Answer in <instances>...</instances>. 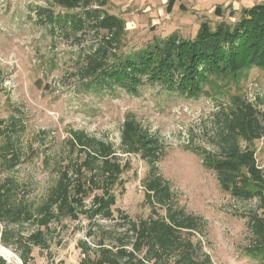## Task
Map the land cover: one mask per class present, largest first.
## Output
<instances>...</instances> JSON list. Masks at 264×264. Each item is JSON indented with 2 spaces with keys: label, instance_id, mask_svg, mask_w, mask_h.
Here are the masks:
<instances>
[{
  "label": "rangeland",
  "instance_id": "rangeland-1",
  "mask_svg": "<svg viewBox=\"0 0 264 264\" xmlns=\"http://www.w3.org/2000/svg\"><path fill=\"white\" fill-rule=\"evenodd\" d=\"M261 3L264 0H106L103 10L124 22V34L112 51L124 59L173 33L193 39L202 25L214 30L220 22L236 21L242 9ZM81 13L78 8L62 9L53 0H0V120H14L22 129L20 163L0 176V182L11 179L17 197L39 203L57 178L66 138L82 132L118 149L122 124L132 117L144 132L159 138L164 149L159 172L179 203L199 218L192 237L201 244L199 256H208L213 264H262L246 255L254 243L250 222L264 215L261 201L222 190L192 149H213L208 141L215 133L211 114L218 107L230 109L243 100L264 114V67L211 78L197 98L147 83L135 93L120 86L87 91L80 70L83 55L96 46L98 35L93 29L74 34L56 21ZM252 150L264 177V137L252 143ZM117 154L129 160L130 170L124 175V189L116 192L115 221L97 220L92 226L85 220L53 223L49 249L32 248L27 264H78L83 258L79 242L95 255L93 248L102 235L105 244L128 237L121 216L138 220L149 215L141 186L147 165L138 156ZM4 225L0 222V231ZM90 227L96 232L92 239L86 237ZM32 229L19 227L20 238ZM23 243H0V259L23 264Z\"/></svg>",
  "mask_w": 264,
  "mask_h": 264
},
{
  "label": "trees",
  "instance_id": "trees-1",
  "mask_svg": "<svg viewBox=\"0 0 264 264\" xmlns=\"http://www.w3.org/2000/svg\"><path fill=\"white\" fill-rule=\"evenodd\" d=\"M65 9H81L80 15L57 19L74 34L93 29L96 46L83 55L81 79L85 89L111 90L115 86L135 93L145 83L159 86L186 98H197L211 78L220 79L251 66L264 67V4L244 8L234 22H220L214 30L202 25L195 37L185 40L173 33L147 46L133 58H117L113 50L124 34V22L103 10L106 0H53ZM92 6L96 8L92 9ZM47 20L51 15L46 13ZM54 19V18H53ZM215 133L209 137L212 150L193 148L202 165L215 174L220 188L232 194L258 198L264 206V177L256 166L252 143L264 137V114L246 101L233 108L218 107L211 114ZM20 130L14 120H0V176L12 171L21 159ZM64 157L57 178L39 203L26 202L15 194L11 179L0 182V243L15 246L24 240L20 259L27 264L32 248L48 250L53 223L64 219L115 221L116 192L124 189L129 160L117 154L138 156L148 167L141 180L146 218L131 220L121 216L128 237L105 244L103 235L90 247L79 242L83 258L78 264H213L199 256L201 244L193 240L199 218L189 214L176 199L170 183L159 172L157 163L164 156L159 138L144 132L132 117L121 128L118 149L112 144L73 132L63 142ZM116 212V210H115ZM34 227L25 238L18 228ZM122 227V226H121ZM254 243L246 255L264 264V215L250 222ZM91 227L87 238H94ZM127 238V239H126ZM126 239V240H125ZM0 264H5L0 259Z\"/></svg>",
  "mask_w": 264,
  "mask_h": 264
}]
</instances>
